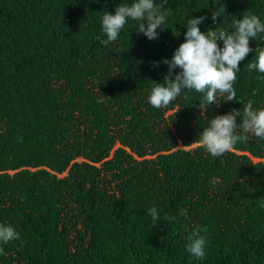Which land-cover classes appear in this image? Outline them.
<instances>
[{"label": "trees", "instance_id": "obj_1", "mask_svg": "<svg viewBox=\"0 0 264 264\" xmlns=\"http://www.w3.org/2000/svg\"><path fill=\"white\" fill-rule=\"evenodd\" d=\"M133 2L0 0V224L20 235L0 243V264H264V139L216 158L194 143L217 115L264 109V73L248 69L264 33L240 62L237 101L218 95L204 112L182 90L166 109L148 102L168 71L153 61L171 59L190 18L232 34L234 17L264 22V0H154L157 39L129 19L102 44L104 12ZM196 229L203 259L186 250Z\"/></svg>", "mask_w": 264, "mask_h": 264}, {"label": "clouds", "instance_id": "obj_2", "mask_svg": "<svg viewBox=\"0 0 264 264\" xmlns=\"http://www.w3.org/2000/svg\"><path fill=\"white\" fill-rule=\"evenodd\" d=\"M223 12L224 7L216 8L211 16L212 21L216 22ZM129 19L139 23L138 33H142L149 40L158 38L157 29H163L162 25L165 23V15L154 0H134L130 5H118L114 14L104 12L101 26L107 39L101 43L108 45L115 42ZM205 19L207 16L190 18L187 21L184 42L175 49L171 59L153 61L154 67L163 63L167 65L168 71L164 76V83H156L151 89L148 102L152 107L166 109L182 90L202 94L198 107L204 112L208 110L209 105H217L218 95L225 96L224 101H237L234 84L240 70V62L253 51L249 46L250 40L264 33V22L249 12L242 18H233L236 31L228 34L216 29L201 32L199 25ZM218 41L223 42V47L218 45ZM176 69L179 71L175 72ZM248 69L264 73V50H258L257 60L248 63ZM237 117L242 118L240 123H237ZM249 133L264 139V109L254 110L253 101L244 106L243 113L233 109L228 114L217 115L209 120V125L202 129L194 143L216 158L234 151V146L238 142L246 141ZM147 214L154 222L159 219L155 206L149 208ZM164 219L172 221L175 217L165 216ZM14 240H20L19 233L10 225L0 224V243L8 244ZM205 245V238L200 234V230L196 229L189 235L186 250L197 259H203L206 256ZM0 254H5L3 247H0Z\"/></svg>", "mask_w": 264, "mask_h": 264}]
</instances>
